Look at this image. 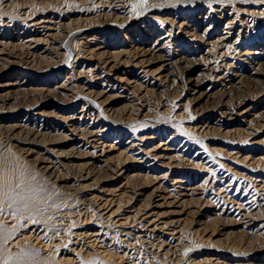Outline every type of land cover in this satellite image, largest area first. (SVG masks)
<instances>
[{
    "label": "rangeland",
    "instance_id": "374dc122",
    "mask_svg": "<svg viewBox=\"0 0 264 264\" xmlns=\"http://www.w3.org/2000/svg\"><path fill=\"white\" fill-rule=\"evenodd\" d=\"M0 264H264V0H0Z\"/></svg>",
    "mask_w": 264,
    "mask_h": 264
},
{
    "label": "bare ground",
    "instance_id": "6f19581e",
    "mask_svg": "<svg viewBox=\"0 0 264 264\" xmlns=\"http://www.w3.org/2000/svg\"><path fill=\"white\" fill-rule=\"evenodd\" d=\"M199 2V1H198ZM187 32V31H186ZM165 45V44H164ZM160 48H162L161 46H160ZM71 49V48H70ZM141 51V50H140ZM136 54V53H135ZM140 54H142V53H140ZM250 54V53H249ZM251 55V54H250ZM248 56V55H247ZM143 57V56H142ZM142 59V58H141ZM135 62V61H134ZM11 63V62H10ZM12 63H15V62H12ZM138 65V64H137ZM140 65V64H139ZM135 66V65H134ZM34 114H38V113H34ZM15 128H19V126L18 127H15ZM34 135V134H33ZM36 135H38V134H36ZM35 137V136H34ZM33 139V138H32ZM34 142V141H33ZM65 156V155H64ZM263 187V186H262Z\"/></svg>",
    "mask_w": 264,
    "mask_h": 264
}]
</instances>
